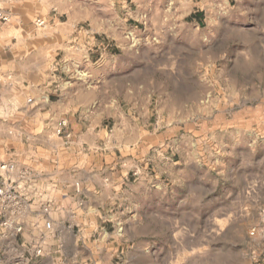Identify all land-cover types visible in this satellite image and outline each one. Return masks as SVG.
Returning <instances> with one entry per match:
<instances>
[{
    "label": "rangeland",
    "instance_id": "374dc122",
    "mask_svg": "<svg viewBox=\"0 0 264 264\" xmlns=\"http://www.w3.org/2000/svg\"><path fill=\"white\" fill-rule=\"evenodd\" d=\"M143 1L146 11L127 21L141 33L119 29V36L133 38L136 47L137 38L156 46L152 65L177 63L180 80L149 74L158 78L150 120L157 135L140 147L131 187L108 210L117 213L110 228L116 234H82V245L115 241L111 251L98 249L110 264H127L131 255L132 264H264V0ZM49 32L28 15L12 16L0 28V174L17 185L36 177L47 152H63L73 140L50 123L49 104L58 96L32 97L34 78L51 82L61 75ZM172 49L178 58L163 55ZM129 57L122 54V64ZM179 111L175 129L168 116ZM74 129L85 133V147L97 142L105 152L106 136L95 138L78 120ZM105 153L114 156L111 147ZM5 163L14 169L3 171ZM50 229L41 230V244H52ZM0 264L32 259L13 251Z\"/></svg>",
    "mask_w": 264,
    "mask_h": 264
},
{
    "label": "crops",
    "instance_id": "0c3cea01",
    "mask_svg": "<svg viewBox=\"0 0 264 264\" xmlns=\"http://www.w3.org/2000/svg\"><path fill=\"white\" fill-rule=\"evenodd\" d=\"M7 4L5 8L11 16L21 19L28 15L35 24L49 27V33L54 36L47 40L52 42L54 60L60 58L55 65L61 75L51 82L41 76L34 78L32 97L38 102L39 95L46 101L51 94L58 96L48 103L50 123L66 119L73 140L63 152H47L44 162L36 165V177L30 183L19 177L23 201L20 200L12 217L24 228L20 234L6 236L0 226V260L17 251L29 253L32 264H83L89 254L91 264H110L101 260L103 256L98 249L102 250L104 245L111 251L115 241L109 239L101 246L87 247L82 245V234H116L110 228L116 227L118 216L108 214V210L126 195L132 185L131 174L140 147L150 145L148 139L158 132L151 129L150 122L158 78L149 74L152 70L162 72L169 81L178 82L177 63L160 66L153 62L152 65L156 46L146 45L144 38H137L136 47L134 39L119 36V29L141 33L139 24L129 25L127 21L136 12L146 11L143 0H15ZM134 4L138 5L136 10ZM145 51L146 55H142ZM163 53L178 58L173 55V49ZM122 54L130 56L126 64L120 61ZM84 73L88 76L83 77ZM4 74L13 76L11 72ZM88 78L93 81L90 85H86ZM154 109H159L157 101ZM168 118L176 129V124L182 122V112ZM76 120L95 138L106 136L109 143L105 147H111L114 156L106 157V148L104 152L97 142L85 147V133L76 134L74 129ZM106 121L112 122V126L104 125ZM107 219L114 222H105ZM47 224L51 228L47 237L52 239L50 245L48 241V244L40 243L41 230ZM39 247L44 252L41 256L36 255ZM132 261L133 256H127V264Z\"/></svg>",
    "mask_w": 264,
    "mask_h": 264
},
{
    "label": "built area",
    "instance_id": "2783aa9c",
    "mask_svg": "<svg viewBox=\"0 0 264 264\" xmlns=\"http://www.w3.org/2000/svg\"><path fill=\"white\" fill-rule=\"evenodd\" d=\"M12 1L15 0H0V28L9 23L12 19L10 12L5 8V4ZM39 23L42 25L44 21L40 20ZM67 126L68 121L66 119L60 120L57 129L58 134L71 137V132L67 131ZM1 169L5 172H10L14 169V165L5 163L2 165ZM5 177L6 175L0 174V226L4 229L3 234L6 236L9 234L17 235L23 232L24 227L12 217V214L17 208V205L20 204L21 195L19 194V188L16 182ZM42 252L43 250L38 248L36 250V255L39 256Z\"/></svg>",
    "mask_w": 264,
    "mask_h": 264
}]
</instances>
